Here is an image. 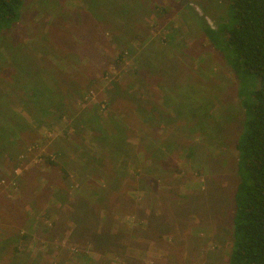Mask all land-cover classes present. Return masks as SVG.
I'll list each match as a JSON object with an SVG mask.
<instances>
[{
    "label": "rangeland",
    "instance_id": "obj_1",
    "mask_svg": "<svg viewBox=\"0 0 264 264\" xmlns=\"http://www.w3.org/2000/svg\"><path fill=\"white\" fill-rule=\"evenodd\" d=\"M229 5L24 0L0 37V264H229L246 113L205 34Z\"/></svg>",
    "mask_w": 264,
    "mask_h": 264
},
{
    "label": "trees",
    "instance_id": "obj_2",
    "mask_svg": "<svg viewBox=\"0 0 264 264\" xmlns=\"http://www.w3.org/2000/svg\"><path fill=\"white\" fill-rule=\"evenodd\" d=\"M23 6L24 0H0V37L21 20ZM216 28L206 29L205 34L235 72L246 113L236 145L239 181L229 264H264V0H230L228 15ZM10 147L0 140L2 155ZM48 164L56 165L51 160ZM3 243L0 258L14 242ZM18 249L16 245L15 257Z\"/></svg>",
    "mask_w": 264,
    "mask_h": 264
}]
</instances>
